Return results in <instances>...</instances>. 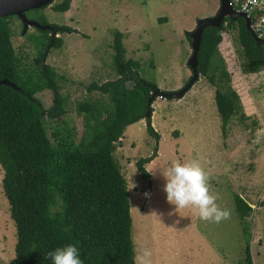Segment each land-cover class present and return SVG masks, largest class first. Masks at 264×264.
I'll list each match as a JSON object with an SVG mask.
<instances>
[{
    "label": "rangeland",
    "instance_id": "374dc122",
    "mask_svg": "<svg viewBox=\"0 0 264 264\" xmlns=\"http://www.w3.org/2000/svg\"><path fill=\"white\" fill-rule=\"evenodd\" d=\"M61 1L54 0L52 5ZM52 5L27 11L26 16L37 22L45 19L48 25L65 29L57 35L63 39V47L52 48L47 63L58 72L63 95L70 99L65 121L78 139L85 131L84 117L77 112L78 103L106 99L97 92L88 93L87 87L117 77L112 70L115 32L123 34L127 58L140 62V75L163 91L175 92L192 76L188 33L195 30L199 19L217 13L220 0H73L66 13L53 11ZM9 23L16 51L34 58L35 50L27 36L39 35V29L30 28L24 34L17 17H9ZM236 37V31L226 32L220 45L232 75V87L240 94L243 106V113L232 119L226 136L215 103L216 87L200 76L182 99L159 97L153 103L152 123L160 141L148 133L142 120L127 127L111 153L81 159V177L94 176L115 161L119 163L129 188L135 252L149 248L153 264H246L235 193L255 206L249 218L252 255L254 264H264V207L257 206L264 200V72H242L241 47ZM38 98L46 108L51 107V91L39 93ZM244 114L250 118L241 120ZM47 123L54 140L52 133L57 124L49 120ZM53 143L60 163L58 175L64 180V148ZM155 146L158 156L145 166L151 175L145 180L136 163L152 156ZM193 159L209 173L217 204L231 213L219 224L202 220L191 208L177 212L167 201L161 170L177 160ZM2 179L0 165V264H11L16 257L17 234ZM65 203L60 194L58 207Z\"/></svg>",
    "mask_w": 264,
    "mask_h": 264
},
{
    "label": "trees",
    "instance_id": "16d2710c",
    "mask_svg": "<svg viewBox=\"0 0 264 264\" xmlns=\"http://www.w3.org/2000/svg\"><path fill=\"white\" fill-rule=\"evenodd\" d=\"M72 1L63 0L52 5V10L66 13ZM39 22L48 25L45 19ZM54 27L59 33L65 32L64 28ZM230 31L237 33L242 72L264 71V45L257 44L243 18L237 21L226 18L220 28L205 29L198 72L216 87L215 103L224 136L232 119L243 113L240 94L232 87V75L220 53L223 34ZM39 32L27 36L35 50L31 59L27 53L16 51L9 19L0 18V80H9L19 88L0 85L2 184L17 234L16 257L11 264H52L47 254L68 244L80 249L84 264H133L135 246L129 188L119 163L115 161L89 177L80 176V163L84 156L111 153L127 127L142 120L148 133L160 141L152 123L153 105L151 117L147 116L148 100L159 88L140 75V62L127 58L123 34L115 32L112 70L117 77L87 87L88 93L97 92L106 99L78 103L77 112L84 117L85 131L77 139L65 121L70 99L63 95L61 77L50 64H41L52 41L51 31ZM63 44V39L57 37L52 48L60 50ZM151 66L155 67L153 61ZM47 90L53 96L49 108L38 98L39 93ZM248 118L244 114L241 120ZM47 120L57 124L52 133L54 140L48 132ZM54 141L64 148V180L58 175L60 163ZM157 150L155 146L152 156L136 163L145 180L151 179L145 166L158 156ZM60 194L66 202L62 207H58ZM234 203L245 243V262L254 264L249 221L254 208L238 193L234 194ZM257 206L263 208L264 200Z\"/></svg>",
    "mask_w": 264,
    "mask_h": 264
},
{
    "label": "clouds",
    "instance_id": "9594fccd",
    "mask_svg": "<svg viewBox=\"0 0 264 264\" xmlns=\"http://www.w3.org/2000/svg\"><path fill=\"white\" fill-rule=\"evenodd\" d=\"M248 4L255 7L257 0H248ZM248 4L245 5V9ZM161 175L166 181L164 191L167 201L175 206L177 212L191 208L198 212L202 220L216 224L230 218V211L221 209L217 204L218 197L211 192L209 173L198 160L185 162L177 160L161 170ZM152 257V250L145 247L139 253L134 252L133 264H153ZM47 258L52 264H84L80 249L75 244L57 248L49 252Z\"/></svg>",
    "mask_w": 264,
    "mask_h": 264
},
{
    "label": "water",
    "instance_id": "95a60500",
    "mask_svg": "<svg viewBox=\"0 0 264 264\" xmlns=\"http://www.w3.org/2000/svg\"><path fill=\"white\" fill-rule=\"evenodd\" d=\"M54 0H0V18L9 19L10 16H17L21 19L24 26L23 33H27L30 28H37L41 31L50 30L52 35V41L48 48L46 49L42 66L46 65L47 58L50 50L52 49V43L57 38L59 30L51 25H42L37 21L30 20L26 16L27 11L42 9L44 7H49L52 5ZM229 18L232 21H237L239 18H243L246 22V28L255 39L258 45H264V40L259 39L253 31L252 22L250 18L243 12L236 11L234 7L230 4V0H220V8L214 16L199 19L197 22V27L194 31L188 33V37L192 40V55L188 61V65L193 75L189 82L180 90L175 92H166L161 89H155L151 97L148 100L147 116L151 117L152 111L151 107L153 102L157 98H163L167 100L182 99L185 95L192 89L197 81L200 79V74L198 72V55L202 43L203 33L207 27L220 28L224 19ZM0 85H9L15 89H19L13 82L9 80H0ZM251 205V204H250ZM252 208L255 206L251 205Z\"/></svg>",
    "mask_w": 264,
    "mask_h": 264
},
{
    "label": "built area",
    "instance_id": "2783aa9c",
    "mask_svg": "<svg viewBox=\"0 0 264 264\" xmlns=\"http://www.w3.org/2000/svg\"><path fill=\"white\" fill-rule=\"evenodd\" d=\"M230 4L236 11L243 12L250 18L254 33L259 39L264 40V0H257L255 7L248 4V0H230Z\"/></svg>",
    "mask_w": 264,
    "mask_h": 264
},
{
    "label": "flooded vegetation",
    "instance_id": "af4514ba",
    "mask_svg": "<svg viewBox=\"0 0 264 264\" xmlns=\"http://www.w3.org/2000/svg\"><path fill=\"white\" fill-rule=\"evenodd\" d=\"M11 17V16H10ZM14 17H17V16H14ZM18 18V20H19V23H20V26H21V30H23L24 29V26H23V22L21 21V19L19 18V17H17ZM28 18V17H27ZM28 19H30V18H28ZM31 20V19H30ZM28 32V31H27ZM61 33V32H60Z\"/></svg>",
    "mask_w": 264,
    "mask_h": 264
},
{
    "label": "crops",
    "instance_id": "0c3cea01",
    "mask_svg": "<svg viewBox=\"0 0 264 264\" xmlns=\"http://www.w3.org/2000/svg\"><path fill=\"white\" fill-rule=\"evenodd\" d=\"M264 72V71H263ZM261 73V72H260ZM259 74V73H258ZM253 75H257V74H253Z\"/></svg>",
    "mask_w": 264,
    "mask_h": 264
},
{
    "label": "bare ground",
    "instance_id": "6f19581e",
    "mask_svg": "<svg viewBox=\"0 0 264 264\" xmlns=\"http://www.w3.org/2000/svg\"><path fill=\"white\" fill-rule=\"evenodd\" d=\"M263 101V100H262Z\"/></svg>",
    "mask_w": 264,
    "mask_h": 264
}]
</instances>
